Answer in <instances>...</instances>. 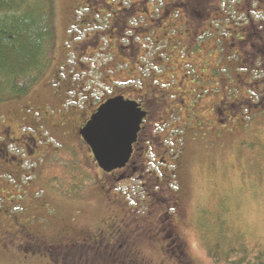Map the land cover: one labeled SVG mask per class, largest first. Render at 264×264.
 I'll list each match as a JSON object with an SVG mask.
<instances>
[{
  "label": "rangeland",
  "instance_id": "obj_1",
  "mask_svg": "<svg viewBox=\"0 0 264 264\" xmlns=\"http://www.w3.org/2000/svg\"><path fill=\"white\" fill-rule=\"evenodd\" d=\"M161 1L163 0H155L153 3L160 4ZM124 2L128 3L129 0ZM53 4L56 46L51 64L44 77L28 94L19 100L0 104V121H7L11 104L33 106V113L45 112L46 115L42 116L49 118L50 112L64 105L67 97L63 94L64 97L61 98L62 94L53 88L59 90L63 85L79 83V75L73 69V45L66 43V36L76 30L69 20L75 19L76 10L86 5L82 0H53ZM221 6L225 9L226 16L213 24L223 41L214 45V36L199 33L201 36L191 57L192 63L196 65L195 72L188 64L191 61L184 54L169 53L160 44L156 47L162 49L163 58L152 60V55L148 54L143 59L146 64L144 76L155 71L154 63L158 62L163 66L159 72L170 76L173 74L174 82L170 86L173 93L179 89L187 92L189 88H193L195 96L188 94L186 105L181 108L169 98L173 114L170 109H166L167 105L160 106V103L158 108L154 107L157 114L164 113L155 117L161 124L153 133L160 137L158 156L154 157L149 152L143 158L145 167L143 164L138 165L140 170L131 174L133 178L124 180L115 177L112 181H116L118 188L115 192L122 197L129 191L133 197L145 196V199H141V207L136 211L132 210L134 212L129 219L131 228L135 225L142 230L151 224L164 225L163 217H172L174 229L185 244L183 250L186 257L182 264H264V101L257 109H244L241 114H235L237 108L233 107V103L240 99L259 102L255 91L260 96L264 95V84L261 83L264 80V53L258 55V60H253V65L249 61L247 67L240 66L242 56L238 55V40L243 36L242 27L249 25L246 22L248 16L241 15L240 19L228 8V4L225 6L222 2ZM251 17L258 23L261 31L259 37H263V41H257L263 47L264 15L254 13ZM130 26L135 27L136 23L132 22ZM146 41L149 44L150 39L147 38ZM216 50L225 51V56L219 57ZM175 55L179 57L175 58ZM96 71L93 70L89 77L92 81L97 80L94 76ZM187 73H191V79H183ZM219 75L226 77L224 83H217ZM256 81H259L258 84H251ZM95 83L92 82L93 85ZM197 95L199 97L195 103ZM222 99L229 107V117L218 125L214 121L212 108ZM44 103L45 106L41 108ZM245 106L244 103L243 107ZM68 107L65 105V108ZM177 110L180 112L174 114ZM34 117L35 124L27 130H34L32 132L37 137L43 138L41 151L44 154L26 162L19 177L10 175V170L0 167V264H54L46 253L52 255L56 264H63L61 258L57 259L61 246L67 247L62 248L67 254L71 251L68 264H92L88 258L98 257L100 253L110 250L120 239L119 233L114 236L104 234V231H108L106 227L110 226L109 218L120 214L116 202L111 204L112 193H106L112 181L107 186L102 185L100 173L97 182L94 172L76 171L80 165L88 163L86 150L76 140L75 143L71 141L74 146H70V141L63 134L49 130L48 123L42 117ZM19 124L12 127V132L16 135L20 131ZM21 124L26 125L23 122ZM164 151H167V156L166 163L163 164L158 159ZM163 171L172 183L166 184L163 190L150 188L153 179L156 181L163 178L160 175ZM143 180L149 182L144 187L141 186ZM46 185H50V188ZM91 188L92 195L89 194ZM156 190L159 191L156 193L157 200L149 194ZM27 191L29 195H26ZM38 191L39 195L36 196ZM170 192L175 199H169ZM163 195L168 198L161 200ZM43 197L52 201L48 212L43 211L44 217L38 215L34 218L46 217L48 220L52 219L53 224L47 227V220L40 219L43 224H34L33 231L34 237L37 235L43 239L40 241L50 245V253L43 246L40 250L34 247L25 251L20 247L24 237L20 232L16 233L12 216L20 213V203L23 206L27 204L28 211L19 218L22 223L27 222L34 203ZM4 209L7 210L6 213L3 212ZM118 217L121 219L124 215ZM161 233L158 234L161 236V243L156 242V237L154 242L138 243L137 249L156 264L160 261L164 264H179L173 254L163 250L165 247L161 248L162 243H167V240L162 239L166 235L165 231ZM101 242L104 247L110 244L108 249L100 248ZM88 244L99 249L93 251L86 247ZM75 245H83V251ZM117 252L121 255L124 249L119 248ZM25 254L32 259L26 261L23 258ZM101 262L103 261L93 264H111ZM112 264H117V261Z\"/></svg>",
  "mask_w": 264,
  "mask_h": 264
},
{
  "label": "flooded vegetation",
  "instance_id": "obj_2",
  "mask_svg": "<svg viewBox=\"0 0 264 264\" xmlns=\"http://www.w3.org/2000/svg\"><path fill=\"white\" fill-rule=\"evenodd\" d=\"M82 1L86 6L76 10L77 15L74 14L76 18L69 20L73 23L76 30L67 35L66 40L68 45H73L71 47L75 65L73 69L79 75V83L76 84L75 82L74 84L63 85L64 87L59 90L53 88V90L62 94L61 98L64 97L63 94L67 96L64 105L56 107L54 112H50L48 118L47 116H42L46 115L45 112L36 111L33 113V106L11 104L12 107L7 112L9 114L7 121H0V167L10 170V175L19 177L18 175L22 172V168L26 162L44 154L41 151V147L44 145L42 143L43 138L37 137L32 132L34 130H27V128L29 129L31 125L35 124L34 116L38 115L48 123L49 130H56L63 134L70 141V146L73 147L74 140H76L86 150L88 153V163L83 166L80 165L76 171L87 170L94 172L97 182H99L98 173H100L102 175V185L105 184L106 186L115 177L123 178L124 180L133 178L131 174L140 170L138 165L143 164L142 166L145 167V163L143 162L145 155L150 152L154 157L158 156V148L161 146L160 137L153 135V133L161 124L157 122L155 117L156 115L162 116L164 114L156 113L158 104L161 103L160 106L167 105L166 109H170V112L173 114L172 101L169 102V98L173 99L181 108L186 105L188 94L195 96L193 88H189L187 92L180 91L179 89L173 93V90L170 89L171 84L174 82L173 74L170 76L162 71L159 72L163 66L158 62L154 63L155 71H151L149 76H144L146 64L143 59L148 54L152 55V60L163 58L162 49L156 47L157 44H160L167 52L175 54H179L180 52L185 55L188 61H191L195 45L201 35L214 36L213 44L218 45L223 39L220 37L218 29L213 23L217 20H223L226 16L225 9H222L221 6L222 2L225 6L228 4V8H231L236 17L241 19V15L248 16L246 22L249 25L242 27V23H240L242 27L241 32L243 33V36L238 40V55L242 56L240 66L247 67L249 61L250 65H253V60H258V55L264 53V46L260 47L257 41L258 39L263 41V37H259L261 31H259L256 20L251 17V14L254 13H262L264 15V0H163L160 4L153 3L155 0H129L128 3H125L124 0ZM132 22L136 23L135 27L130 26ZM154 32L157 34H154ZM199 33H201L200 36ZM136 38L138 39L137 41ZM147 38L150 39L149 44L146 43ZM210 45L211 43L208 44V47ZM149 46L150 49L148 50ZM213 48L216 49L214 46ZM216 52L219 57L225 56V51L220 52L216 50ZM157 54H159V57L156 58ZM166 55L170 57L168 54ZM174 57L179 56L175 55ZM85 62H89V64ZM188 64L191 65L195 72L196 65L192 61L188 62ZM93 70H97L94 73L97 79L94 80L96 82L94 85L92 84L94 81L89 78L93 74ZM236 75L239 76V73ZM184 77L191 79L192 75L191 73H187L183 76V79ZM217 80V83L221 84L226 81V77L219 75ZM262 82L264 83V80ZM203 90L204 92L207 91L205 88ZM115 97H123L127 101L132 102L135 104L136 110L145 113L146 117L143 118L136 140L132 144V158L130 161L123 168L105 172L94 159V152L84 140L80 130L98 112L101 105ZM198 97L197 95L194 100L195 103ZM263 97L264 95L258 97L259 102L253 100L249 102L248 99L236 101L233 103V107L237 108L234 113L241 114V110L244 109H257L261 103L263 104ZM224 98H226V94H224ZM244 103L246 104L245 107H243ZM49 104H51V101H49ZM49 104L46 106L48 107ZM65 105L69 107L65 108ZM44 106L45 103L42 104L41 108ZM155 106L157 107L154 108ZM227 106L222 99L212 108L215 117L214 121L218 125L229 117L227 115L229 107ZM179 112V110L174 111V114ZM233 115L231 114V116ZM22 122L26 125L23 126ZM16 123H20L18 125L20 131L17 135L12 132V127ZM166 153L167 151H164L158 159L163 164L166 163ZM160 175L163 178L156 179V181L153 179V185L149 186L150 188L163 190L166 184L172 183L168 180L169 177L165 171ZM143 176L144 174L141 175V178ZM142 182V187L149 183L147 181V183L144 182V180ZM46 186L49 187L50 185ZM109 187H107L106 193H112L111 204L116 202L118 212L120 213L118 216L124 215V217L120 219L116 214L111 216L108 220L110 226L106 227L108 231H104V234L107 233L108 236H114L116 233H119L120 239L116 240L117 242L113 244L111 249L109 248L110 250L100 253L98 257L88 258L91 263L103 261L101 263L107 262L112 264L114 261H117V264H156L144 256L137 249V245L142 241L154 242L156 237V242L161 243V236L158 234H162L161 232L165 231L166 235L162 236V239L164 241L167 240V243L166 245L162 243L161 248L165 247L163 250H167L173 254L175 261L182 264L185 260L184 253H182L185 244L177 234L176 229H174L175 223L172 217L169 215L163 217V221H165L164 225L151 224L150 227L146 226L142 230H140V227L136 228L135 225L131 228L130 215H133V212L141 207V199H145V196L133 197L129 191L130 193L126 192L127 198L125 195L122 197L120 193L115 192L116 188H118L116 181H112L111 185L109 183ZM158 192L156 190V192L153 191V193L150 192L149 194L157 200L156 193ZM25 193L29 195L28 191ZM38 193L39 191L35 195ZM92 193L93 190L91 188L89 194L92 195ZM171 195L172 193L170 192L168 195L169 199L173 197L175 199V196ZM168 197L163 195L161 200ZM40 199L42 200L34 203L33 212L29 215L31 217L24 223L19 221V218L28 211V206L27 204L23 206L21 203H18L20 205V213L12 216V224L16 233L20 232L21 236L24 237L23 243H20V247L24 248L25 251L34 247L40 250L41 246H43L50 253V245L45 241H40L43 239L37 236L34 237L33 226L34 224H43L40 219L47 220L45 224L47 227L53 224L52 219L48 220L46 217L34 218L38 215L39 217H44L43 211L48 212L49 202H52L45 197ZM131 207L132 209H130ZM3 212L6 213L7 210L4 209ZM166 224L168 225L165 226ZM100 244V248L104 247L102 242ZM109 246L110 244H107L104 248L108 249ZM63 247L66 246L60 247L57 259L61 258L63 264H68V257L72 256L70 255L71 253L69 254L71 251L67 254V252L63 251ZM75 247L83 251V245H75ZM86 247L93 251L99 249V247H94L91 244L86 245ZM119 248L124 249L121 255L117 252ZM84 250L87 249L84 248ZM46 255L52 263L56 264L51 254L46 253ZM23 258H26V261L32 259L28 255H25ZM157 264H164V262L160 261Z\"/></svg>",
  "mask_w": 264,
  "mask_h": 264
},
{
  "label": "trees",
  "instance_id": "obj_3",
  "mask_svg": "<svg viewBox=\"0 0 264 264\" xmlns=\"http://www.w3.org/2000/svg\"><path fill=\"white\" fill-rule=\"evenodd\" d=\"M55 46L53 0H0V104L19 100L40 82Z\"/></svg>",
  "mask_w": 264,
  "mask_h": 264
},
{
  "label": "water",
  "instance_id": "obj_4",
  "mask_svg": "<svg viewBox=\"0 0 264 264\" xmlns=\"http://www.w3.org/2000/svg\"><path fill=\"white\" fill-rule=\"evenodd\" d=\"M135 107L121 97L115 98L103 105L82 130L95 159L105 171L122 168L130 160L132 143L144 116Z\"/></svg>",
  "mask_w": 264,
  "mask_h": 264
}]
</instances>
